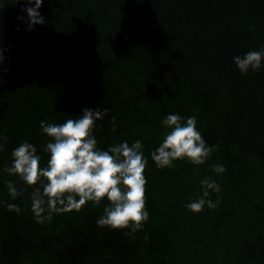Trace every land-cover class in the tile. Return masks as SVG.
Segmentation results:
<instances>
[{
	"label": "trees",
	"instance_id": "1",
	"mask_svg": "<svg viewBox=\"0 0 264 264\" xmlns=\"http://www.w3.org/2000/svg\"><path fill=\"white\" fill-rule=\"evenodd\" d=\"M29 7L0 0V264H264V62L242 74L233 61L264 47V0H43L31 29ZM89 107L108 110L93 131L99 149L143 144L142 231L99 227L107 198L38 223L33 187L3 171L23 142L46 165L41 121ZM169 114L196 117L215 149L204 165L151 159ZM205 177L219 204L194 213L186 205ZM8 181L23 194L13 199Z\"/></svg>",
	"mask_w": 264,
	"mask_h": 264
},
{
	"label": "clouds",
	"instance_id": "2",
	"mask_svg": "<svg viewBox=\"0 0 264 264\" xmlns=\"http://www.w3.org/2000/svg\"><path fill=\"white\" fill-rule=\"evenodd\" d=\"M35 7L24 9L27 12L29 29L43 24L44 18L39 9L43 0H26ZM252 31H255L253 26ZM4 61L2 43H0V64ZM242 74L249 70H259L264 62V47L233 58ZM99 108H85L82 115L69 118L63 123L41 121L40 128L49 139L42 151L48 154L46 165H42V156L36 147L28 142L21 143L12 153L11 166L3 171L17 175L27 186L33 187L31 194L32 211L37 222L51 220V214L79 211L87 202L99 205L105 198L108 204L104 214L97 219L99 227L112 229H130L132 234L142 231L149 219L146 210L145 170L148 159L143 153V144L136 140L131 145L127 141L99 149L93 135L96 122L107 114ZM165 134L159 146L151 152V159L158 168L173 167L174 161L187 159L195 166L204 165L215 150L203 139L197 128L195 116L186 120L179 114H169L163 121ZM0 151L4 146L0 144ZM220 174L226 169L221 164L212 167ZM202 195L186 205L194 213L203 211L205 206L214 209L215 203L208 199L210 190L219 192V185L205 177L200 181ZM9 195L15 199L23 194L14 182L8 181ZM9 211L20 212L15 204H8ZM48 215H44L45 213ZM147 240L148 237L145 236Z\"/></svg>",
	"mask_w": 264,
	"mask_h": 264
}]
</instances>
